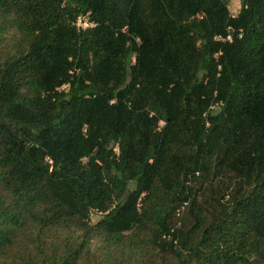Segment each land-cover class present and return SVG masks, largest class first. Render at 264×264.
I'll return each mask as SVG.
<instances>
[{
	"label": "trees",
	"instance_id": "obj_1",
	"mask_svg": "<svg viewBox=\"0 0 264 264\" xmlns=\"http://www.w3.org/2000/svg\"><path fill=\"white\" fill-rule=\"evenodd\" d=\"M0 264H264V0H0Z\"/></svg>",
	"mask_w": 264,
	"mask_h": 264
},
{
	"label": "rangeland",
	"instance_id": "obj_2",
	"mask_svg": "<svg viewBox=\"0 0 264 264\" xmlns=\"http://www.w3.org/2000/svg\"><path fill=\"white\" fill-rule=\"evenodd\" d=\"M227 1V5H228V9L229 12L232 15H235L239 9V2L240 0H226ZM8 40H11V37H8ZM99 217V213L98 212H92V214H90V222H95Z\"/></svg>",
	"mask_w": 264,
	"mask_h": 264
},
{
	"label": "built area",
	"instance_id": "obj_3",
	"mask_svg": "<svg viewBox=\"0 0 264 264\" xmlns=\"http://www.w3.org/2000/svg\"><path fill=\"white\" fill-rule=\"evenodd\" d=\"M93 23L87 21L86 15H79L76 19V26L78 28H85L87 26L92 25ZM217 39H222L221 36H216ZM227 38H230V36H227ZM68 86V83H63L58 89H66Z\"/></svg>",
	"mask_w": 264,
	"mask_h": 264
}]
</instances>
